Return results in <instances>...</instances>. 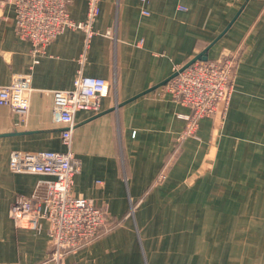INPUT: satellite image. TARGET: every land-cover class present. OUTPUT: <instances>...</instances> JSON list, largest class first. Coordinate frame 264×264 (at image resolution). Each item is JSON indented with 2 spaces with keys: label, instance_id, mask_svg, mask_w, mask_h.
Masks as SVG:
<instances>
[{
  "label": "crops",
  "instance_id": "crops-1",
  "mask_svg": "<svg viewBox=\"0 0 264 264\" xmlns=\"http://www.w3.org/2000/svg\"><path fill=\"white\" fill-rule=\"evenodd\" d=\"M179 4L101 0L88 46L84 31L66 30L34 64L14 4L0 0V86L29 74L33 88L25 119L0 107V264H49L48 225L21 229L10 216L49 177L13 173L9 160L14 151L66 150L54 92L72 89L80 69L109 91L99 113L76 116L73 193L105 206L116 225L64 264H264V0ZM87 10L86 0L68 6L75 22ZM225 51L240 52L226 115L201 120L175 151L190 110L157 98V88L198 54Z\"/></svg>",
  "mask_w": 264,
  "mask_h": 264
},
{
  "label": "built area",
  "instance_id": "built-area-1",
  "mask_svg": "<svg viewBox=\"0 0 264 264\" xmlns=\"http://www.w3.org/2000/svg\"><path fill=\"white\" fill-rule=\"evenodd\" d=\"M86 1L88 10L84 22H75L70 17L68 6L72 0H3V4H14L17 34L32 44L34 64H38L48 46L66 30L84 31L88 46L95 34L93 24L100 14L101 0ZM139 1L145 4L152 0ZM178 1V8L186 11L183 4L186 0ZM144 14L149 13L144 11ZM239 62V51H225L217 59L196 60L189 66L186 63L175 67L166 84L157 88V98L169 95L190 110L189 115L181 116L186 127L175 139V151L188 138L197 137L201 120L225 117ZM32 91L31 75H15L9 85L0 86V107L25 119L30 111ZM108 91L105 79L85 76L80 69L72 89L54 92L52 114L60 124L61 141L66 150L11 153L9 169L13 173L49 177L38 181L30 196L18 197L10 210L17 228L40 232L44 223L48 225L49 264H64L67 255L88 246L116 225L105 206L73 193L75 177L81 170V163L72 151L76 116L89 111L99 113L100 101ZM166 178V172L162 171L157 182Z\"/></svg>",
  "mask_w": 264,
  "mask_h": 264
},
{
  "label": "water",
  "instance_id": "water-1",
  "mask_svg": "<svg viewBox=\"0 0 264 264\" xmlns=\"http://www.w3.org/2000/svg\"><path fill=\"white\" fill-rule=\"evenodd\" d=\"M196 60L207 61L208 60V55L206 54V52H203L201 54H198L197 57H195L192 61H190L187 66H189L192 63H194Z\"/></svg>",
  "mask_w": 264,
  "mask_h": 264
},
{
  "label": "rangeland",
  "instance_id": "rangeland-1",
  "mask_svg": "<svg viewBox=\"0 0 264 264\" xmlns=\"http://www.w3.org/2000/svg\"><path fill=\"white\" fill-rule=\"evenodd\" d=\"M209 59V58H208ZM212 119H216V118H212Z\"/></svg>",
  "mask_w": 264,
  "mask_h": 264
}]
</instances>
